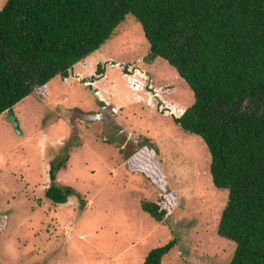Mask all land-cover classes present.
<instances>
[{"label":"rangeland","instance_id":"374dc122","mask_svg":"<svg viewBox=\"0 0 264 264\" xmlns=\"http://www.w3.org/2000/svg\"><path fill=\"white\" fill-rule=\"evenodd\" d=\"M147 50L127 14L67 77L13 105L20 133L0 114L1 264H142L150 248L173 238L160 264H227L234 244L215 227L228 191L212 184L200 136L173 121L192 91L166 60L147 59ZM63 152L55 181L75 192L55 204L43 192L49 162ZM161 196L170 213L157 222L140 205Z\"/></svg>","mask_w":264,"mask_h":264},{"label":"trees","instance_id":"16d2710c","mask_svg":"<svg viewBox=\"0 0 264 264\" xmlns=\"http://www.w3.org/2000/svg\"><path fill=\"white\" fill-rule=\"evenodd\" d=\"M127 14L148 41L145 57L166 60L192 91V103L173 121L200 136L212 184L228 191L215 227L234 244L227 264H264V0H5L0 114L51 78L67 77L113 37ZM101 70L97 64L94 72ZM133 150L128 140L123 158ZM67 158L63 152L49 162L43 194L55 204L75 192L55 181ZM152 178L164 186L161 177ZM167 202L161 196L140 207L162 222L170 213ZM175 243L173 238L150 248L142 264H160Z\"/></svg>","mask_w":264,"mask_h":264},{"label":"water","instance_id":"95a60500","mask_svg":"<svg viewBox=\"0 0 264 264\" xmlns=\"http://www.w3.org/2000/svg\"><path fill=\"white\" fill-rule=\"evenodd\" d=\"M5 113V117L6 119L8 120V122L11 124L12 128L17 132V133H20L21 130L19 128V122H18V119L17 117L15 116L14 114V111H13V106H9L5 109L4 111ZM100 115L97 114H89L87 116L88 119H95V118H99Z\"/></svg>","mask_w":264,"mask_h":264},{"label":"crops","instance_id":"0c3cea01","mask_svg":"<svg viewBox=\"0 0 264 264\" xmlns=\"http://www.w3.org/2000/svg\"><path fill=\"white\" fill-rule=\"evenodd\" d=\"M79 63H80V62H77V63H76V66H78V65H79Z\"/></svg>","mask_w":264,"mask_h":264},{"label":"clouds","instance_id":"9594fccd","mask_svg":"<svg viewBox=\"0 0 264 264\" xmlns=\"http://www.w3.org/2000/svg\"><path fill=\"white\" fill-rule=\"evenodd\" d=\"M113 38V37H112ZM15 105V104H14ZM4 113V112H3Z\"/></svg>","mask_w":264,"mask_h":264}]
</instances>
